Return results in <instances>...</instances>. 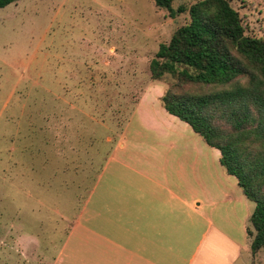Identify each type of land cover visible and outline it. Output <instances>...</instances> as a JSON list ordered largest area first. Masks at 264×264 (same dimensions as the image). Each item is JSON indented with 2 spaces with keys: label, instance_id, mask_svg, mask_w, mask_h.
I'll return each mask as SVG.
<instances>
[{
  "label": "rangeland",
  "instance_id": "374dc122",
  "mask_svg": "<svg viewBox=\"0 0 264 264\" xmlns=\"http://www.w3.org/2000/svg\"><path fill=\"white\" fill-rule=\"evenodd\" d=\"M195 1L173 0V8ZM229 3L244 33L264 41V0ZM189 21L187 10L171 17L154 0L0 8V264H47L56 255L94 171L156 83L149 63L159 44ZM158 81L164 92L215 89L170 74Z\"/></svg>",
  "mask_w": 264,
  "mask_h": 264
},
{
  "label": "crops",
  "instance_id": "0c3cea01",
  "mask_svg": "<svg viewBox=\"0 0 264 264\" xmlns=\"http://www.w3.org/2000/svg\"><path fill=\"white\" fill-rule=\"evenodd\" d=\"M155 82L94 171L86 200L47 264L264 260V249L252 253L247 233L254 202L220 164V151L164 109V88Z\"/></svg>",
  "mask_w": 264,
  "mask_h": 264
},
{
  "label": "trees",
  "instance_id": "16d2710c",
  "mask_svg": "<svg viewBox=\"0 0 264 264\" xmlns=\"http://www.w3.org/2000/svg\"><path fill=\"white\" fill-rule=\"evenodd\" d=\"M14 1L0 0V8ZM154 3L171 17L187 10L190 21L159 44L151 78L170 74L180 83L215 87L181 93L170 85L162 106L220 151V164L254 202L247 233L255 253L264 249V41L244 33L229 0H196L188 9H174L173 0Z\"/></svg>",
  "mask_w": 264,
  "mask_h": 264
}]
</instances>
